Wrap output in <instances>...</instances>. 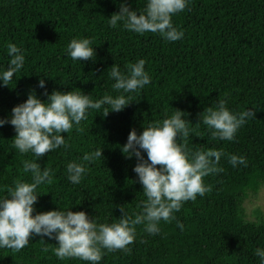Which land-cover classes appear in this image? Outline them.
Wrapping results in <instances>:
<instances>
[{
  "label": "trees",
  "instance_id": "trees-1",
  "mask_svg": "<svg viewBox=\"0 0 264 264\" xmlns=\"http://www.w3.org/2000/svg\"><path fill=\"white\" fill-rule=\"evenodd\" d=\"M125 2L140 12L146 5V0H0V68L10 59L9 43L25 56L12 82L0 85V119L10 117L30 91L41 101L47 100L45 91H81L93 100L116 96L109 76L113 64L127 74L131 64L144 59L151 76L144 89L127 94L133 101L122 111L102 116L103 110H89L80 125L61 133L67 147L36 161L41 169H51L52 176L51 183L37 188L40 196L32 215L70 208L84 211L97 224H111L121 217V208L132 218L141 213L146 197L133 172L138 161L126 158L121 148L132 129L139 135L143 126L162 122L176 109L185 113L182 118L191 129L189 138L178 143L186 144L189 153L223 151L226 155L216 165L221 170L203 178L210 191L184 202L175 220L160 221L159 234L149 235L144 225H137L130 251L102 250L100 264H261L255 252L264 249V218L246 220L243 203L264 186V0H190L172 17L184 32L175 42L159 33L137 34L122 23L110 27L108 17ZM73 38L92 40L94 61H73L66 55ZM39 79L45 80V88L38 87ZM220 100L234 113H255L233 141L213 138L202 123L203 111ZM15 135L12 125L0 127V197L16 182L32 181L23 164L35 157L13 147ZM98 148L103 158L82 161ZM233 154L243 156L247 166L233 167L228 162ZM70 162L87 164L77 185L67 179ZM56 244L55 239L33 236L19 251L0 248V264H89L75 257L58 259Z\"/></svg>",
  "mask_w": 264,
  "mask_h": 264
},
{
  "label": "clouds",
  "instance_id": "clouds-1",
  "mask_svg": "<svg viewBox=\"0 0 264 264\" xmlns=\"http://www.w3.org/2000/svg\"><path fill=\"white\" fill-rule=\"evenodd\" d=\"M189 2L146 0L143 12L131 10L126 2L121 3L119 12L108 17V23L112 28L122 23L125 29L141 35L159 33L166 41L175 42L183 39L184 32L174 26L172 17L183 12ZM92 45L91 39L73 38L67 45L66 55L73 61H94L95 49ZM7 55L10 59L6 67L0 68L2 86H8L25 63V56L16 44H7ZM110 68L109 76L115 81L112 87L119 93L116 96L104 95L93 100L81 91H53L51 94L45 91L47 100L41 101L34 91H30L23 103L12 108L10 117L0 119V127L7 123L14 128L13 147L21 154L30 152L35 157L34 161L25 160L23 164L24 172L32 174V181L16 182L8 188L6 196L0 197V248L19 251L28 245L33 236L39 235L56 240L54 252L58 259L75 257L89 264H100L104 254L102 250L130 251L128 246L136 238L137 225H144V231L149 235H157L161 220L170 223L176 219L174 213L181 209L184 202L210 191L203 178L221 170L216 165L226 154L221 150L189 153L186 144L178 143V139L189 138L190 123L182 118L185 113L175 109L162 122L143 126L139 135L132 129L121 148L126 158L134 156L138 161L133 172L146 197L142 201L141 213L132 218L124 215L121 208V217L111 224H97L84 211L73 212L70 208L32 215L40 196L37 188L51 183L52 176L51 169H41L36 161L45 153L67 147L65 136L61 133H68L74 126L80 125L88 118L89 110L97 113L103 110L102 116H107L110 111H122L133 101L132 96L127 94L136 93L151 82V76L145 71L144 59L131 64L127 74L115 64ZM38 87L45 88L44 79H39ZM226 105V100H220L215 108L207 107L201 119L211 130L213 138L233 141L246 121L255 118V113L250 109L234 113ZM141 150L146 153L147 159L142 156ZM100 158H103L102 149L98 148L84 154L82 161L91 164ZM228 162L233 167L247 166L243 156L234 154L228 156ZM157 165L160 167L157 168ZM66 171L70 183L77 185L86 175L87 164L70 162ZM177 227L183 229L179 222ZM255 255L264 264V249L257 248Z\"/></svg>",
  "mask_w": 264,
  "mask_h": 264
},
{
  "label": "rangeland",
  "instance_id": "rangeland-1",
  "mask_svg": "<svg viewBox=\"0 0 264 264\" xmlns=\"http://www.w3.org/2000/svg\"><path fill=\"white\" fill-rule=\"evenodd\" d=\"M243 210L246 220L259 222L264 218V186L255 195H249L243 203Z\"/></svg>",
  "mask_w": 264,
  "mask_h": 264
}]
</instances>
